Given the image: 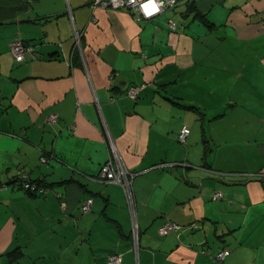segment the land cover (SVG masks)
<instances>
[{
  "label": "crops",
  "instance_id": "0c3cea01",
  "mask_svg": "<svg viewBox=\"0 0 264 264\" xmlns=\"http://www.w3.org/2000/svg\"><path fill=\"white\" fill-rule=\"evenodd\" d=\"M91 1L0 0V264H264V0ZM113 153L131 198L95 178Z\"/></svg>",
  "mask_w": 264,
  "mask_h": 264
},
{
  "label": "built area",
  "instance_id": "2783aa9c",
  "mask_svg": "<svg viewBox=\"0 0 264 264\" xmlns=\"http://www.w3.org/2000/svg\"><path fill=\"white\" fill-rule=\"evenodd\" d=\"M178 1L179 0H92L91 5L93 7L99 6L111 9L125 8L134 14V18L136 20H141L150 19L166 9L174 7V5ZM168 26L171 29H176L175 21L169 20ZM10 49L15 61H22L25 58L26 54L30 53V51L32 50L29 45H26L20 40H15L14 42H12ZM137 91L138 87L130 86L127 89V94L132 98H136ZM54 120V115H51L49 117V121ZM188 133L189 127L183 126L178 133L179 141L185 142V138ZM114 154L115 153H113L112 158H109V160L101 165V168L95 178L104 182H113L121 185L124 188L125 193H127V196L131 198L130 177L133 175V173L131 171H128L127 168L116 158V156H114ZM41 160L44 161L45 157H41ZM258 176L262 180H264V166H262L261 170L258 173ZM16 182L17 184L21 185L24 190H38L40 192L44 190L43 187H38V183L28 179L26 175H20V177L16 179ZM5 186L6 184L4 182H0V188H4ZM221 196L222 194L219 190L214 191L211 195L213 199H218ZM91 203L92 198H87L86 200H84L80 206L81 211H89ZM179 229H181L180 224L167 220L159 227L158 233L160 235H167L171 232L178 231ZM134 234L136 235V231L134 232ZM229 251V248H222L212 256L214 259L222 260L229 253ZM107 264H121V257L117 254H113L109 257Z\"/></svg>",
  "mask_w": 264,
  "mask_h": 264
},
{
  "label": "trees",
  "instance_id": "16d2710c",
  "mask_svg": "<svg viewBox=\"0 0 264 264\" xmlns=\"http://www.w3.org/2000/svg\"><path fill=\"white\" fill-rule=\"evenodd\" d=\"M20 177V176H19ZM3 182V181H2ZM15 182H16V180H15ZM36 183H38V187H43V191L42 192H40V191H38V190H34V191H31V190H25V191H27V192H29V193H33V194H42V193H44V192H46L47 190H48V187L45 185V184H42V183H40V182H37V181H35ZM5 183V182H4ZM17 183V182H16ZM6 184V183H5ZM19 185V184H18ZM21 188H22V186L21 185H19ZM23 189V188H22ZM24 190V189H23ZM87 198H92V197H87ZM86 198V199H87ZM85 199V200H86ZM83 202V201H82ZM92 203H93V198H92ZM92 203H91V205H92ZM82 204V203H81ZM89 211H90V209H89ZM89 211H87V212H82L81 211V209H80V213L81 214H85V213H88ZM113 254H117V255H119L120 257H121V264H123V259H122V256H121V254L120 253H117V252H110V253H108L107 255H106V257H105V264H107V261H108V259H109V257L111 256V255H113Z\"/></svg>",
  "mask_w": 264,
  "mask_h": 264
}]
</instances>
